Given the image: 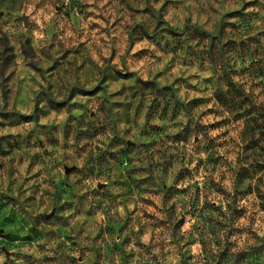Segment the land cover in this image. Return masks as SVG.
Returning <instances> with one entry per match:
<instances>
[{
	"label": "rangeland",
	"instance_id": "374dc122",
	"mask_svg": "<svg viewBox=\"0 0 264 264\" xmlns=\"http://www.w3.org/2000/svg\"><path fill=\"white\" fill-rule=\"evenodd\" d=\"M0 264H264V0H0Z\"/></svg>",
	"mask_w": 264,
	"mask_h": 264
}]
</instances>
